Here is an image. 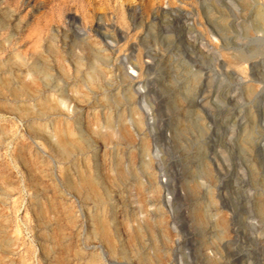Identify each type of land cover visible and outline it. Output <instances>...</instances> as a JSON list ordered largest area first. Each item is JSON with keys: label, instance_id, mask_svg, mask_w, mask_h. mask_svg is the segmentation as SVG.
I'll return each mask as SVG.
<instances>
[{"label": "rangeland", "instance_id": "374dc122", "mask_svg": "<svg viewBox=\"0 0 264 264\" xmlns=\"http://www.w3.org/2000/svg\"><path fill=\"white\" fill-rule=\"evenodd\" d=\"M0 18V264H264V0Z\"/></svg>", "mask_w": 264, "mask_h": 264}, {"label": "bare ground", "instance_id": "6f19581e", "mask_svg": "<svg viewBox=\"0 0 264 264\" xmlns=\"http://www.w3.org/2000/svg\"><path fill=\"white\" fill-rule=\"evenodd\" d=\"M0 26L4 27V21L1 18H0ZM16 58H18L17 55H16ZM77 65L80 66L81 62L78 61ZM43 73H44V70L40 67L39 72L36 75L39 77V74H43ZM108 128L110 129V126H108ZM107 132L104 133L103 137H106L108 134H112V131H110V130H109V133H107ZM69 145L70 144L67 143L66 139H63V138L58 140L56 143V147H57L58 151L61 153H66L70 148ZM120 173H122V172H120ZM83 182H84V186L89 190H93L94 187H96V185H97V180L93 176L84 177Z\"/></svg>", "mask_w": 264, "mask_h": 264}]
</instances>
